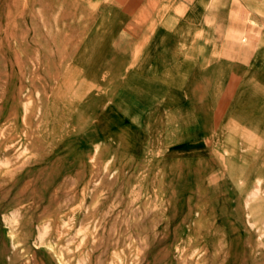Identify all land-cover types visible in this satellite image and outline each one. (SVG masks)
<instances>
[{
	"label": "rangeland",
	"instance_id": "obj_1",
	"mask_svg": "<svg viewBox=\"0 0 264 264\" xmlns=\"http://www.w3.org/2000/svg\"><path fill=\"white\" fill-rule=\"evenodd\" d=\"M68 6L0 0V264H264L254 151L123 143L62 83L92 28Z\"/></svg>",
	"mask_w": 264,
	"mask_h": 264
},
{
	"label": "crops",
	"instance_id": "obj_2",
	"mask_svg": "<svg viewBox=\"0 0 264 264\" xmlns=\"http://www.w3.org/2000/svg\"><path fill=\"white\" fill-rule=\"evenodd\" d=\"M63 1L92 28L62 83L96 85L97 114L121 118L123 143L240 140L264 179V0Z\"/></svg>",
	"mask_w": 264,
	"mask_h": 264
},
{
	"label": "bare ground",
	"instance_id": "obj_3",
	"mask_svg": "<svg viewBox=\"0 0 264 264\" xmlns=\"http://www.w3.org/2000/svg\"><path fill=\"white\" fill-rule=\"evenodd\" d=\"M76 208V207H75ZM71 210H72V208H71ZM262 236V238L264 239V233L261 235Z\"/></svg>",
	"mask_w": 264,
	"mask_h": 264
}]
</instances>
